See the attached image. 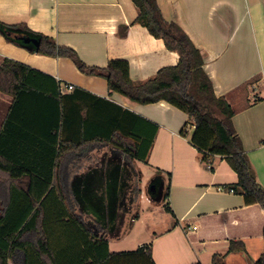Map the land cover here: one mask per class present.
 <instances>
[{
    "label": "crops",
    "instance_id": "1",
    "mask_svg": "<svg viewBox=\"0 0 264 264\" xmlns=\"http://www.w3.org/2000/svg\"><path fill=\"white\" fill-rule=\"evenodd\" d=\"M157 1L163 17L178 23L203 53L204 69L217 97L227 96L229 103L240 109L233 119L236 126L237 115L250 112L247 101L254 98L255 102L262 100L259 105L264 102V75L258 74L262 78L248 84L257 71L254 73L251 65L241 63L240 51L244 45L242 34L247 35L259 52V67L264 74V0ZM137 17L138 9L132 0H0V21L26 25L27 34L23 37H51L58 46L76 51L90 68L105 69L111 60H126L130 79L139 84L154 78L162 68L176 66L179 55L135 23ZM6 59L52 77L60 86L62 100L60 121L57 107L49 97L25 96L15 116L9 118V127L11 139L28 145L9 144L6 150L13 159L21 164L27 162L29 167L38 161L45 167L41 169L47 170L53 150L59 148L61 141L79 144L87 136L93 138L89 144L64 152L56 166L57 185L68 193L69 200L73 199L71 184L75 176L90 166H106V156L111 151L120 153L118 165L135 169L141 190L143 180L145 186L153 176L162 180L166 191L170 187L169 198L164 197L159 203L161 210L156 206V214L165 211L169 216L165 222L157 218L151 224L146 215L136 210L131 219L133 226L120 236L108 235L87 224L108 240L111 252L151 245L155 264H212L216 254L225 256V264H254L260 258L264 251V211L257 204H247L242 194L231 192L229 187L238 182V175L224 157H214L210 165L203 161V153L190 141L195 126L188 114L166 101L146 105L133 102L110 91L107 79L99 73H82L69 58L34 53L9 42L0 33V65ZM62 84H72L74 88L64 90ZM246 84L245 90H239ZM14 100L0 88V133ZM57 130L59 140L53 145ZM183 130L188 135H182ZM236 131L256 180L264 188V132L249 143L246 136ZM116 134L152 140L147 159L129 162L106 141ZM97 138H104V142ZM41 146H45L42 153ZM145 196L143 190L140 200L134 194L129 196V209L137 204L145 212L141 204L153 203ZM8 201L7 195H0L1 210ZM168 205L171 213L166 211ZM79 216L85 223L86 218ZM135 229L144 230L145 237L127 249L123 245ZM231 241H242L244 250L230 252Z\"/></svg>",
    "mask_w": 264,
    "mask_h": 264
},
{
    "label": "trees",
    "instance_id": "2",
    "mask_svg": "<svg viewBox=\"0 0 264 264\" xmlns=\"http://www.w3.org/2000/svg\"><path fill=\"white\" fill-rule=\"evenodd\" d=\"M132 1L138 9L135 23L144 26L150 35L163 41L166 49L179 55L176 66L162 68L154 78L139 84L130 79L126 60H111L105 69L90 68L76 51L58 46L51 37L38 34L39 48L27 46L18 39L27 34L28 28L24 24L7 25L0 21V33L9 42L34 53L69 58L82 73H99L107 79L110 91L133 102L146 105L166 101L184 111L189 115L191 125L195 126L190 141L203 153V161L210 165L214 157H224L238 175V182L229 188L242 194L247 204H257L264 211V188L256 180L243 141L234 126L233 119L238 110L229 103L227 96L217 97L212 79L204 69L203 53L178 23L163 17L157 0ZM261 78L257 75L248 84H255ZM246 87L247 84L239 90ZM0 88L15 98L5 128L0 133V185H3L0 195H7L9 200L3 204L2 210L0 207V264H155L151 245L132 251L111 252L108 240L93 232L81 216L72 213L68 193L57 185L56 166L60 157L63 158L62 154L86 146L93 138L85 136L79 144L61 141L59 148L53 150L47 170H42L45 167L38 161L37 165L29 167L27 162L21 164L8 154L6 148L9 144L28 145L23 140L11 139L9 127V118L15 116V110L25 101V96L49 97L54 101L61 121L62 100L56 80L28 65L6 59L0 65ZM114 118L118 121L119 117L115 115ZM58 133L57 130L54 134L53 145L59 140ZM182 135H188L187 130H183ZM98 140L104 142V138ZM106 141L121 151L129 162L145 161L152 145V140L144 141L134 134L127 137L116 134ZM43 150L45 146H41L40 152ZM169 194L170 187L165 199ZM166 211L172 212L169 205ZM244 248L242 241H231L229 251H243ZM212 264H225V256L216 254ZM254 264H264V251Z\"/></svg>",
    "mask_w": 264,
    "mask_h": 264
},
{
    "label": "rangeland",
    "instance_id": "3",
    "mask_svg": "<svg viewBox=\"0 0 264 264\" xmlns=\"http://www.w3.org/2000/svg\"><path fill=\"white\" fill-rule=\"evenodd\" d=\"M246 26V24L243 26L242 33H244ZM242 40L244 41V45L240 50L242 51L241 55L243 58V61L241 59V63L243 62L242 64L246 66L251 65V69L254 73L257 71V75H264L259 67L261 66V60L256 46L252 42L251 44L249 43L250 39L247 35L242 34ZM27 46L30 48L34 47L32 44ZM261 86L264 87V83ZM253 100L246 103V107H249L250 112L244 113V111L235 118L236 130L238 129L243 136H246L249 143L264 132V102L259 105L262 100L259 102ZM106 157V166L103 163L102 167L90 166L86 172L75 176L71 184L70 196L73 198L71 199L72 213L84 216L86 218V221L84 220L85 223L91 228L113 236H120L125 233V230L131 229L133 226L131 219L136 210L146 215L147 221L151 224L157 218L160 219V222L168 220L169 216L165 211H160L159 214H156V206H159L161 210L162 207L159 203L166 194V185L162 180L158 176L149 177L146 181L147 186H144L145 181L143 180L142 190L146 195L145 197L153 203L148 204L146 202L145 204H141L145 212H142L137 204L130 210V200L128 197L134 194L135 199L140 200L142 192L140 180H138L140 176L137 175L135 169L129 168L126 170L124 167L122 168L118 165L121 160L120 153L111 151V155ZM151 186H155V193L150 189ZM127 218L129 219L128 221H126ZM124 226H126L125 229ZM138 226L140 227V225ZM144 237V230L135 229L130 236L131 239L123 246L127 249L128 247L131 248L137 241L144 239Z\"/></svg>",
    "mask_w": 264,
    "mask_h": 264
},
{
    "label": "water",
    "instance_id": "4",
    "mask_svg": "<svg viewBox=\"0 0 264 264\" xmlns=\"http://www.w3.org/2000/svg\"><path fill=\"white\" fill-rule=\"evenodd\" d=\"M18 39L22 40L24 44L34 45L37 49L39 48L40 42H41L40 39H38V38H31V37H27V36H25V37L20 36V37H18ZM150 189L152 190V192H154V193L156 192L155 186H151Z\"/></svg>",
    "mask_w": 264,
    "mask_h": 264
},
{
    "label": "built area",
    "instance_id": "5",
    "mask_svg": "<svg viewBox=\"0 0 264 264\" xmlns=\"http://www.w3.org/2000/svg\"><path fill=\"white\" fill-rule=\"evenodd\" d=\"M61 87H62V89H68V90H72L73 88H74V86L72 85V84H62L61 85ZM233 190H231V192H232Z\"/></svg>",
    "mask_w": 264,
    "mask_h": 264
}]
</instances>
